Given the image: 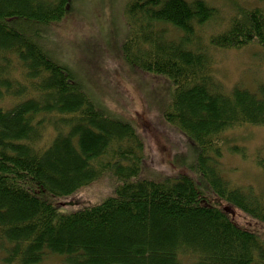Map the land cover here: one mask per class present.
<instances>
[{
  "label": "trees",
  "instance_id": "obj_1",
  "mask_svg": "<svg viewBox=\"0 0 264 264\" xmlns=\"http://www.w3.org/2000/svg\"><path fill=\"white\" fill-rule=\"evenodd\" d=\"M69 1L0 0L4 263L42 264L58 254V264H264V238L206 200L213 192L264 222V194L232 184L222 160L227 131L264 124V83L225 90L209 53L251 42L264 48V11L241 10L203 44L196 29L217 16L206 0H130L126 8L124 56L167 78L163 116L194 142L205 192L191 175H143L145 143L134 125L92 100L76 72L39 42ZM6 95L13 104L1 103ZM256 162L264 169V155ZM104 175L114 179L110 195L73 210L58 204Z\"/></svg>",
  "mask_w": 264,
  "mask_h": 264
},
{
  "label": "rangeland",
  "instance_id": "obj_2",
  "mask_svg": "<svg viewBox=\"0 0 264 264\" xmlns=\"http://www.w3.org/2000/svg\"><path fill=\"white\" fill-rule=\"evenodd\" d=\"M129 1L70 0L65 16L52 22L39 42L76 72L92 100L105 106L108 113L134 125L145 143L143 175H191L203 185L205 192H209L207 183L192 165L197 154L194 142L164 119L167 78L130 64L124 56L123 42L129 33L126 13ZM206 1L216 7L217 16L196 29L203 44L208 43L211 34L225 29L241 10L258 7L264 11V0ZM209 53L213 73L225 90L235 85L257 90L264 83V48L261 45L251 42L242 47L211 46ZM3 99L1 103L5 105L14 102L10 95ZM51 131V128L47 130L48 136ZM225 134L231 140L224 144V174L232 184L253 186L264 194V169L256 162L258 154L264 155V124H244ZM233 145L241 146L243 151L233 152L230 149ZM113 190V177L104 175L57 202L64 210H73L79 205L94 204ZM206 200L225 207L235 221L254 229L264 238V222L219 199L213 192L207 194ZM4 253L0 247V264H5ZM62 258V255L48 254L42 264H58Z\"/></svg>",
  "mask_w": 264,
  "mask_h": 264
},
{
  "label": "bare ground",
  "instance_id": "obj_3",
  "mask_svg": "<svg viewBox=\"0 0 264 264\" xmlns=\"http://www.w3.org/2000/svg\"><path fill=\"white\" fill-rule=\"evenodd\" d=\"M237 146H239V145H237ZM240 148H242L241 146H239ZM231 149V148H230ZM243 149V148H242ZM237 153H239V152H237ZM262 155V154H261Z\"/></svg>",
  "mask_w": 264,
  "mask_h": 264
}]
</instances>
